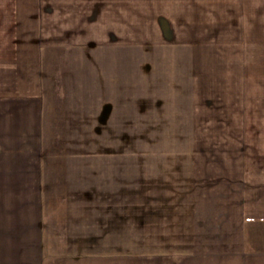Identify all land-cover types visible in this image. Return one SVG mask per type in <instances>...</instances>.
<instances>
[{
  "label": "crops",
  "instance_id": "1",
  "mask_svg": "<svg viewBox=\"0 0 264 264\" xmlns=\"http://www.w3.org/2000/svg\"><path fill=\"white\" fill-rule=\"evenodd\" d=\"M259 82L264 0H0V264H264Z\"/></svg>",
  "mask_w": 264,
  "mask_h": 264
},
{
  "label": "rangeland",
  "instance_id": "2",
  "mask_svg": "<svg viewBox=\"0 0 264 264\" xmlns=\"http://www.w3.org/2000/svg\"><path fill=\"white\" fill-rule=\"evenodd\" d=\"M261 71V70H260ZM262 76V75H261ZM263 77V76H262ZM259 84L264 87V82H259ZM139 113L140 110H139ZM139 124L138 129L135 132H132V139L136 140L137 154L139 156L146 154L149 150L153 153L159 154H189L190 145H191V133L190 132H175L169 130H162L161 128H146L144 121L145 114L140 116L139 114ZM249 123H264V100L261 99L259 103L255 105V113L250 116ZM161 127V126H159ZM262 134V135H261ZM134 136V137H133ZM129 137V136H128ZM248 137L251 139L258 140L256 145H263L262 139H264V131L250 130L248 132ZM125 139V137H123ZM124 141V140H123ZM259 146V147H260ZM264 146V145H263ZM134 151L129 149L128 146L122 147V153H130ZM136 153V152H135ZM139 165H142L139 163ZM145 165V164H144ZM143 165V167H144ZM139 186H145V171H141L139 168L138 172ZM141 206L139 204V225L133 227L132 235L125 237L122 234L121 240L119 243H108L106 244L107 249H119L122 253L128 252L132 254H145L152 248V244L148 246L146 240V229L144 225V210H140ZM127 241H126V240ZM97 249H102V246H97Z\"/></svg>",
  "mask_w": 264,
  "mask_h": 264
}]
</instances>
